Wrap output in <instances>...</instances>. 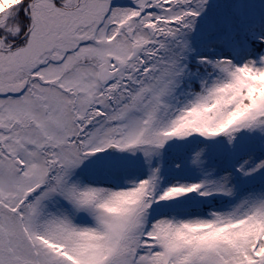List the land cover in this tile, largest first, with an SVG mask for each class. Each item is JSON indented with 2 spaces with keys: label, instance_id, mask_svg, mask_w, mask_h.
<instances>
[{
  "label": "snow or ice",
  "instance_id": "obj_1",
  "mask_svg": "<svg viewBox=\"0 0 264 264\" xmlns=\"http://www.w3.org/2000/svg\"><path fill=\"white\" fill-rule=\"evenodd\" d=\"M0 264H264V0H0Z\"/></svg>",
  "mask_w": 264,
  "mask_h": 264
}]
</instances>
